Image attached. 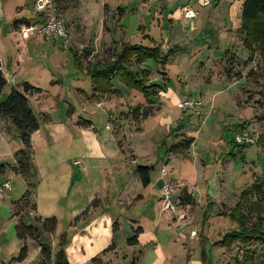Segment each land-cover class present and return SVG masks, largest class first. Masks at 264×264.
<instances>
[{"label":"rangeland","instance_id":"1","mask_svg":"<svg viewBox=\"0 0 264 264\" xmlns=\"http://www.w3.org/2000/svg\"><path fill=\"white\" fill-rule=\"evenodd\" d=\"M17 1L26 3L24 17L34 22L47 19V14H50L49 9L42 5L43 0ZM52 1L65 25L68 42L60 36L47 39L42 36L35 44L41 51L33 52L29 63H37L36 67L49 71L66 91L70 86H86L90 90L92 77L85 73L89 64L116 56L122 44L158 47L166 57L162 62L166 63L149 61L140 72L148 87L156 86L149 90L150 93L156 89L161 96L169 88L166 92L170 94L168 100L157 101L155 108L161 107L162 111L160 108L154 117L138 126L128 112L137 104L145 105V98L139 91L127 89L115 80L113 87L118 90L117 95L111 93L106 96H116L115 106L122 100L126 107L121 104L110 109L114 106L112 104L99 109L92 102L90 105L97 112L92 118L96 134L93 131L77 134L74 130L75 140L71 148L65 137H61L64 139L62 144L52 150L55 155L53 161L48 162L41 151L37 153L35 164L33 162L36 168L37 165L40 167L34 179L37 216L44 219L54 217L58 221L56 234L50 239L54 258L62 248L67 256L78 252L89 258V262L92 259L86 264H233L234 258L242 257L243 247L226 249L219 242L226 234L238 229L230 213L241 202V193L254 181L252 162L256 163V172L264 170V155L258 147L264 134L263 66L257 61L245 70L243 60L238 61L237 68L244 74L251 69L256 70L257 78L249 81L244 93L241 87L245 82L230 84L219 77V64L226 61L228 49L234 48L239 41L231 29L233 22L241 18V13L233 16L241 0H220L219 4L213 3L207 8L202 7L201 0ZM185 8L193 10L197 17L185 18ZM47 21L39 22L44 25ZM6 26L5 29L0 25V54L11 58L15 40L13 36L9 38L12 25ZM43 47L45 51L41 49ZM236 48L237 55L243 56L241 48ZM51 50L57 57L52 56ZM76 60L85 68L84 72L76 66ZM14 63L18 67L17 60ZM32 69H28L30 76L24 75V79H34L37 72L33 70L35 72L32 73ZM6 77L11 80L8 74ZM43 81L44 78L41 86L50 88V81ZM20 82H24L23 78ZM11 91L12 88L6 90L0 103L7 100ZM66 91L62 97V109L58 107L52 111L54 120L59 122L68 116L69 108L79 113L80 99ZM171 94L178 97L185 94L187 97L181 102L191 100L198 103L199 114L180 110L175 99L169 100ZM250 94L252 99L248 98ZM107 98L105 102L113 101ZM103 109L108 114L113 110L110 120ZM108 124L112 131L106 130ZM115 128L119 132V140L124 143V153L118 149ZM242 131L256 136L257 144L246 149L236 146L234 139ZM94 134L102 143L105 141L110 145L107 149L110 154L117 156H111L110 160H91V155L89 161L83 158L87 150L90 154L97 152ZM191 140L194 141L190 150L179 146L170 153L174 146L185 145ZM14 149H23V144L17 129L11 125L9 129L4 127L0 130V169L14 163ZM62 159L68 163L63 169L60 167ZM76 159L84 162L83 167L72 165ZM133 160L140 161L142 166L149 162L157 171L164 168L166 176L161 174L162 187L158 182L160 176L156 174L148 190L138 185L134 172L141 164L135 166ZM47 168L53 171L50 176L46 175ZM179 179L184 180L188 190L194 194L195 204L189 208L180 206L178 198L183 191H176L172 185L171 200L174 206L177 205L173 211H166L163 184ZM49 181L52 191L46 188ZM7 182L9 190L4 188ZM25 190V180L8 173L0 174V264L38 262L40 249L32 241L27 242V259L23 263L13 262L19 258L23 244L16 235L17 221L13 219L12 203L21 199ZM139 195L146 196V199L136 203L134 199ZM96 198L100 201L97 203L100 209L86 221H75ZM34 216L32 214L31 218ZM113 220L118 221L120 230L112 231V225L116 223ZM137 220L140 223L133 225L132 221ZM138 226L144 232L140 233L138 244L130 246L128 241L135 236ZM164 230L166 234L162 233ZM193 232L196 236H192ZM109 234H112L117 247L116 254L105 252L110 245ZM63 238L67 240L64 246L61 243ZM86 238L90 240L86 241ZM263 251L258 249V256ZM256 261L261 264L260 257Z\"/></svg>","mask_w":264,"mask_h":264},{"label":"trees","instance_id":"2","mask_svg":"<svg viewBox=\"0 0 264 264\" xmlns=\"http://www.w3.org/2000/svg\"><path fill=\"white\" fill-rule=\"evenodd\" d=\"M23 23L26 26L31 25L28 21ZM19 24L21 22H16L15 26ZM236 34L240 45L235 44L234 48L228 49L226 61L222 60L219 64L222 67H220L221 74L219 73V77L230 84L245 82L241 87L244 93L249 81L257 78L256 70L251 69L247 74H244L243 71L237 68L238 61L243 60L242 66L245 70L257 61L264 68V0H243L241 24ZM236 47L241 48L243 56L237 55L238 50ZM163 56L161 48L158 47L147 48L140 45L122 44L121 50L116 56L114 55L108 60H96L94 64L88 65L89 68L86 71L79 60H76V64L82 72L85 71L86 75L92 77V89L95 95L104 96L111 93L117 95L118 90L113 87L115 80H119L127 89L142 93L145 98V105L133 107L128 112L130 118L139 126L157 114L159 109L155 107L161 100V96H158L156 89L154 93L149 92L150 89L156 88V86L148 87L143 82V74L140 71L149 61L165 64L166 62H162V60H166V57ZM76 58L79 57L76 56ZM91 65L93 66L90 68ZM263 68L262 71L264 72ZM7 86V79L0 70V99ZM35 93H41V90L31 84L24 83L22 89H12L7 100L0 103V122L13 125L17 129L23 144V149L14 154V163L1 167L0 174L3 176L7 173L11 174L25 180L27 183V190L23 197L12 203L13 219L17 221L16 235L23 244L19 258L13 260V262L23 263L27 259V242L32 241L40 249L37 264H71L62 248L55 258L53 256L50 239L56 234L57 219L54 217L44 219L37 216V185L34 179L37 177L38 171L33 164L32 136L40 130L41 123L50 122V118L44 114L38 116L34 112L29 97ZM248 98L252 99L251 94L248 95ZM247 103L251 102L248 101ZM70 113L69 111V115ZM262 119H264V116ZM114 135L119 141V147L122 148L123 142L119 140V132L116 128L114 129ZM193 141L191 140L185 145L174 146L170 153L178 149L176 147L179 146H184L187 151L190 150ZM240 147L246 149L249 146ZM258 147L264 153V134L260 137ZM151 170L149 167H138L137 169L145 187L150 184ZM252 176L254 181L251 187L241 193V202L230 213V218L235 222L238 229L226 234L219 242V245L226 247V249L237 246L242 249L243 247L242 257L240 259L234 258L233 264H257L258 257L261 259V264H264V251L261 256L257 254L258 249H264V171L260 174L254 173ZM182 193L183 195L179 198L180 206L187 207L195 204V199L191 194H188L187 191ZM97 203V200L93 201L75 221L87 220L90 214L98 209ZM32 214H35L33 218H31ZM114 231H117L116 226ZM141 231V229H138L135 236L128 241L130 246L138 244ZM64 242H67L66 238L62 239V246H64ZM133 264L137 263L134 262Z\"/></svg>","mask_w":264,"mask_h":264},{"label":"crops","instance_id":"3","mask_svg":"<svg viewBox=\"0 0 264 264\" xmlns=\"http://www.w3.org/2000/svg\"><path fill=\"white\" fill-rule=\"evenodd\" d=\"M219 3H220V0H216L215 1V5H217ZM242 3H243V0H241L239 2V5H238L235 13L233 14V16H235L238 13H241ZM25 7H26V3L22 2V1L0 0V25L4 26L5 29H6L7 28L6 25L7 24H11L12 25V32H8L9 33V38L11 39L12 36H13V39L15 40V48H14V52H13L11 58L4 57V56H2L0 54V70L4 73L5 77H6V74H8L11 77L10 81L6 77L8 86L6 87L4 93L6 92V90L8 88L9 89L10 88H12V89H14V88L22 89V86H23L24 83L31 84L33 87L38 88V89L41 90V93H35V94H33L32 96L29 97L30 103H31V106H32L34 112L38 116H41L43 114L44 115H48L49 118H50V122L41 123L40 130L32 136V147H33V151H34L33 152V162H34V160L36 161L37 156H38L37 153L40 152V151L43 154H45V156L47 157L46 159L49 162V160H51V161L55 160V155L53 154V151H54L55 147L58 144H60V143L62 144L64 139L67 140V142H68L67 145H68L69 148H71V146L73 145V141L75 140V138H74V130H76L77 134L80 131H85V133H89V134L91 133L90 131H93L96 134V129H95L94 125H93L92 118H94L95 115H97V112L95 111L94 106L90 105V104H92V102H95L97 104V108L102 109L101 106H110V105L114 104L115 101H116V100L114 101V99H117V98H116V96L115 97L113 96L111 98H107L108 96H106V95H104V96L95 95L93 93V89H92L91 86H90V90H88V88L86 86L85 87H80V88L78 86H70L69 89L67 90L68 91L67 92L66 89H64L60 85L61 84L60 81H58L57 79L54 80V77L52 76V74L49 71H47L45 68H42L41 66L36 67L35 65L37 63H35V65H34V63H29V61L32 60L31 58L33 56V52L41 51L40 49H38V50L36 49L37 47H36L35 44L37 43V40L42 39L43 37L42 36H33L30 39H24L21 36V33H20L21 28L26 26V25H24L23 22H27L28 21V22H30V24H33V25H41V23L39 21L41 20L42 22H44V21L48 20V18L47 19L46 18L39 19L37 22H34V21H32V20H30L28 18H25L24 17V9H25ZM47 16L49 17V14H47ZM31 21H32V23H31ZM16 22H21V24H19L18 26H15ZM240 24H241V18H239L238 20L236 19V21L233 22V25H232L233 27H232L231 31L236 33L238 28L240 27ZM235 35H236L235 39L238 41V36H237V34H235ZM44 39H47V38H44ZM236 44L240 45L239 41ZM41 49L43 51L46 50L44 47L41 48ZM53 51L52 50L50 51L52 53V56L57 57L56 56L57 55L56 52L53 53ZM35 56H37V53H35ZM15 60H17L18 67L15 66V63H14ZM33 65H34V68H33ZM59 66H60V63H59ZM76 66H77V64H76ZM14 67H16V68H14ZM30 67H31V69L33 68L32 71L35 70L38 73V74L36 73L37 74V78L36 79H35V77H36L35 75L36 74H34V77H33L34 79L28 78V77H27L28 79H24L25 76H30L28 74V72L30 71L28 69ZM35 71H33L32 73H34ZM22 78H23L24 82H20V80ZM43 78H44L43 82H48L49 83V81H50V83H49L50 88L48 86H41L42 83H40V82H42ZM166 90H169V88H167ZM166 90L162 93L161 99L166 98L168 100L170 94H168L166 92ZM65 91L67 92L68 95L76 97V98H79L81 103H80L79 113H77V111L75 109L69 108L70 110L67 111L68 116L63 118V121L59 122V121H56V119L54 120L52 111L55 110V109H58V107H60L62 105V97L64 96V92ZM119 91H121V90H119ZM4 93H3V95H4ZM121 95H122V92H121ZM171 95H172V98H170L169 100L172 102L173 99H175L174 102L176 103V106L184 98L187 97L185 94L183 95V97H178L176 94H171ZM106 98L108 100H113V101L105 102L104 100H106ZM121 104H124L125 107H126V103H124L121 100L120 104L117 103V106H115V104H114V106L112 108H110V109H116ZM139 105H144V104H139ZM136 106H138V104ZM60 109H62V108L60 107ZM60 109H59V112H60ZM105 109H103V110H105ZM80 110H81V112H80ZM160 110L162 111V108ZM69 111L71 112L70 115H69ZM111 112H109V114H108L106 112V110H105V113L109 116L108 120H110L112 118L111 115H110ZM61 116H63V115H61ZM85 118H89V119L86 120ZM85 122H89V123H85ZM109 124L107 125L106 130H108V131L111 130L112 131V129H111ZM4 127L9 129L11 127V124L0 122V130H2ZM95 134H94V136L96 137L97 143L95 144L94 148L97 150V152L94 151V153L90 154V150H87V151L84 152L83 158H85V159H87L89 161L90 158H88V157H90V155L92 156L91 160H97V159L101 160L103 158H106V159L110 160L111 156H115L116 157L117 154H110L107 151V149H109L110 145H107V143L105 141L102 143L97 138V136ZM61 137H65V138L62 139ZM115 139L117 140L116 137H115ZM117 142H118V140H117ZM123 146H124V143H122V148L120 147L118 149L120 150V152L124 153L125 149H124ZM19 150L15 151V149H14V154L16 152H18ZM111 152H113V150H111ZM260 152H261V150H260ZM262 154L264 155V153H262ZM171 155H169V156H171ZM13 157H14V155H13ZM75 161H79L81 163V165L80 166H76L74 164ZM44 162H45V160H44ZM132 162H133V164H135V166L141 164L138 167H149V168L152 169L151 173H150V184L147 187L143 186L142 181H141V179L139 177V174H138L137 170H135L134 176H136L138 181H139L138 185H140L143 188H145L146 190H148L150 188V186L152 185V183H153V176L156 174V175L160 176V178L158 179V182H159V185L162 187V183L163 182H162L161 179H162L163 175L161 176V174H162V169L163 168H161L160 171H157V169H155V167L150 166L149 162H147V164H145L143 166H142L143 163H140V161H138V160H133ZM45 163H47V162H45ZM61 163L63 164L62 166H60L61 169H63L65 167L64 165L68 164L67 162L64 161V159L61 160ZM34 164H35V162H34ZM72 165L75 166V167L81 168V167H83L84 162L80 161L79 159H76V160L72 161ZM252 165H253V167H252V171H253L252 175L254 173L257 174L258 173V172H256L257 167H256V163L254 161L252 162ZM138 167H137V169H138ZM37 170H40V167L38 165H37ZM53 170H55V169H53ZM47 172L48 173H46V175L50 176L51 172H53V171L48 170V168H47ZM259 174H260V172H259ZM171 181H172V185L175 186L174 189H176V191H178V192L187 191L188 194H191L193 196V198H194V194H192L188 190V187L186 186L184 180L179 179V180H171ZM46 188H50V191H52L53 186H52L50 181L46 185ZM26 190H27V183H26ZM145 199H146V196L139 195L134 200L136 201V203H138V202L144 201ZM95 200L99 201L97 198L94 199L93 201H95ZM178 201H179V198H178ZM99 203H100V201H99ZM134 204H132L131 206L134 207ZM222 204H223V206L226 205L225 203H222ZM189 207L190 206H187V207H184V208H189ZM99 209L95 210L93 213H95ZM93 213L90 214V217H91V215ZM80 215H78L77 217H79ZM114 222H116V223H114V225H112V227H113L112 231L113 232H115L114 231V227L115 226H116L117 230H120V227H119L120 225L117 223L118 221H114ZM132 223H133V225L135 224V226H136L140 222L137 220V221H132ZM178 224H180V223H178ZM133 225H132V227H133ZM133 229H135V228H133ZM137 229H141L142 230L141 232L143 234L144 229L142 227L138 226ZM112 231H111V233H112ZM162 233L166 234V231L164 230V231H162ZM112 234H109L110 236H109V241L108 242H109L110 245L105 251L106 253L110 252L108 254H111V252H112V254H116L117 253V247H116V245L113 242ZM86 239H87L86 241L90 240L88 238H86ZM76 253H78V252H74L73 253L74 255L71 254V255L68 256L69 261H70L71 264H86V263L89 262V258H85V256L82 253H78V254H76ZM98 256H100V254L97 255L94 259H96ZM90 260L92 261V259H90Z\"/></svg>","mask_w":264,"mask_h":264},{"label":"built area","instance_id":"4","mask_svg":"<svg viewBox=\"0 0 264 264\" xmlns=\"http://www.w3.org/2000/svg\"><path fill=\"white\" fill-rule=\"evenodd\" d=\"M216 0H201L202 7L207 8L213 5ZM42 5L45 6L47 9H49V17L48 21L44 25H29V26H24L21 28V36L24 39H30L33 36H43L45 38H51L55 36H60L63 37L67 42H68V34L65 28V25L63 24V21L60 19L59 15L57 14V9L53 4L52 0H43ZM183 14L185 18L191 19V18H196V13L191 10V9H184ZM198 107L199 104L191 101V100H186L178 104V108L182 111H194L197 114L198 112ZM258 138L246 131L240 132L238 135H236L234 139V143L237 146H252L257 144ZM74 164L76 166H80L81 163L79 161H75ZM162 174L163 176H166V171L163 168L162 169ZM5 190L10 189V184L9 182L5 183L4 185ZM163 194L165 197L164 201V209L166 211H173L176 207V205H173V202L171 200V195L173 194V189H172V181L169 180L164 183L163 185ZM192 236H196V233L193 232Z\"/></svg>","mask_w":264,"mask_h":264}]
</instances>
